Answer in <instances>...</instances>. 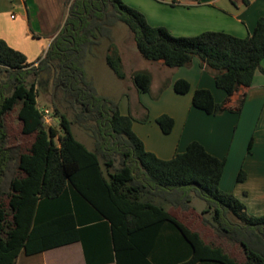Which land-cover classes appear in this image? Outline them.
<instances>
[{"label":"trees","instance_id":"obj_1","mask_svg":"<svg viewBox=\"0 0 264 264\" xmlns=\"http://www.w3.org/2000/svg\"><path fill=\"white\" fill-rule=\"evenodd\" d=\"M117 22L127 26L146 60L169 68L200 60L225 93L216 102L209 89L193 92V106L207 114L240 113L264 58V15L245 37L213 30L174 35L123 0H73L64 25L35 62L0 38V264L74 241L82 240L86 251L97 226L110 228L118 264H146L154 240L170 241L161 264H264V214H249L220 188L225 159L198 141L169 159L146 150L132 115L122 114L88 79L84 59L104 38L107 65L125 78L112 37ZM48 69L54 88L75 109L69 119L54 107L58 126L47 125L37 106V80ZM131 79L140 92H150V73L133 71ZM173 88L186 94L190 83L180 78ZM156 122L165 134L174 125L168 114ZM72 124L88 131L91 149L74 136ZM245 177L240 170L236 181Z\"/></svg>","mask_w":264,"mask_h":264},{"label":"crops","instance_id":"obj_2","mask_svg":"<svg viewBox=\"0 0 264 264\" xmlns=\"http://www.w3.org/2000/svg\"><path fill=\"white\" fill-rule=\"evenodd\" d=\"M124 1L143 12L151 25L165 26L175 35H196L213 30L245 37L252 33L257 19L264 15V0H247L248 4L244 0H187L172 6L180 13L169 22L152 19L139 3ZM32 4L33 0H0V38L23 52L27 62L39 59L35 54L28 57L29 41L35 37L41 41V51L44 47L48 48L51 38L60 30L56 27L43 35L39 24V35L33 32L31 18H34L35 11ZM159 63L155 66L162 75L154 78L150 73L149 92L158 96L152 99L148 92H140L135 87L131 79L132 69L129 91L133 92L134 102L128 100L121 106V100L119 105L122 114H131L134 118L132 129L145 149L160 158L169 159L183 152L191 141L200 142L211 155L225 159L220 188L243 202L249 214H264V58L246 91L241 112L225 111L216 115L207 114L192 104V95L197 88L209 89L216 102L225 97L224 91L216 87L213 75L200 65L197 57L189 65L167 72ZM180 78L190 83L186 94H178L173 88L174 81ZM164 84L166 86L161 90ZM161 114H168L174 120L169 134L163 133L156 122ZM240 170L245 172L246 177L238 182L236 176ZM92 229L94 234L92 240L86 241V251L82 240L74 241L31 256L20 254L16 264H118L110 228H106L105 232L98 226ZM162 241L154 240L153 248L146 254V264H161L159 258L170 242Z\"/></svg>","mask_w":264,"mask_h":264},{"label":"rangeland","instance_id":"obj_3","mask_svg":"<svg viewBox=\"0 0 264 264\" xmlns=\"http://www.w3.org/2000/svg\"><path fill=\"white\" fill-rule=\"evenodd\" d=\"M34 4L31 5L32 9L35 11L34 18H31V27L32 31L37 34L39 24L43 28V35L45 32L54 30L56 27L59 29L64 25L66 16L68 15L69 5L73 0H33ZM124 1V0H123ZM132 3H139L143 10L148 14H151L153 19H163L165 21L174 20L180 10L172 7L170 3L174 1L175 3H184L187 0H129ZM125 2V1H124ZM127 4V3H126ZM129 5V4H128ZM175 6H178L175 4ZM149 14V15H150ZM46 25V27H45ZM56 28V29H57ZM47 29V30H45ZM112 37L114 44L119 48L123 68L127 74L124 79H119L116 77L114 72L109 68L106 63L105 55L109 41L107 39H101L98 45H94L91 49V52L84 59V68L88 79L94 82V85L97 89L99 95L107 97L111 100H114L121 106L125 105V102L130 100L134 102L133 92L129 91L131 86L130 80V71H147L151 73L152 77H161V72L155 66L159 62L149 61L144 59L138 52L135 43L132 39L131 33L129 32L127 26L124 23L117 22L112 27ZM56 34L58 33L55 32ZM55 34V35H56ZM173 34V33H172ZM39 35V34H37ZM175 35V34H174ZM54 37V36H53ZM53 38H51L50 42ZM49 42V44H50ZM39 43L36 37L29 45H27V55L32 57L34 54L38 55L39 58H42L46 51L47 47L39 50ZM43 43H46L43 41ZM30 47V48H28ZM32 49V50H31ZM32 59V58H29ZM153 64V65H152ZM160 66L165 68L166 72L169 68L161 63ZM132 70V71H133ZM1 79V75H0ZM166 86V85H165ZM164 89V88H163ZM11 90V89H10ZM222 91V90H221ZM10 92V91H9ZM223 92V91H222ZM149 93V92H148ZM152 99L156 94L154 92L149 93ZM236 99V96L233 97ZM37 106L41 109H46L50 113L52 119L47 125L58 126L59 117L55 114L54 107H57L60 112L66 114L69 119H73L75 112L74 107L70 104L69 100L66 99L59 88H54L52 84V71L44 70L40 72V76L37 80ZM71 130L74 136L81 142H83L89 149L93 147V140L90 137L88 131L79 126L78 124H72ZM198 209L201 208V204L196 203ZM188 223L196 228H199L201 225L198 223H193L188 221ZM206 239L212 238V232L205 227L200 228Z\"/></svg>","mask_w":264,"mask_h":264},{"label":"built area","instance_id":"obj_4","mask_svg":"<svg viewBox=\"0 0 264 264\" xmlns=\"http://www.w3.org/2000/svg\"><path fill=\"white\" fill-rule=\"evenodd\" d=\"M41 113H42V116H43V119H44V122L47 124V123H50L52 117L50 115V113L48 112V110H46L45 108L44 109H41L40 110Z\"/></svg>","mask_w":264,"mask_h":264},{"label":"water","instance_id":"obj_5","mask_svg":"<svg viewBox=\"0 0 264 264\" xmlns=\"http://www.w3.org/2000/svg\"><path fill=\"white\" fill-rule=\"evenodd\" d=\"M48 71H50V70L48 69ZM10 89H11V86H9V87L7 88V92H9Z\"/></svg>","mask_w":264,"mask_h":264}]
</instances>
